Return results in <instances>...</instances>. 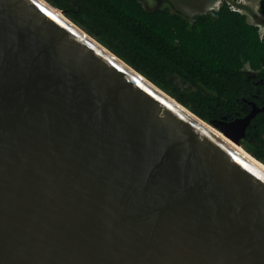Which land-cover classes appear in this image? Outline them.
<instances>
[{"label": "water", "instance_id": "95a60500", "mask_svg": "<svg viewBox=\"0 0 264 264\" xmlns=\"http://www.w3.org/2000/svg\"><path fill=\"white\" fill-rule=\"evenodd\" d=\"M250 105L205 121L46 0H0V264H264Z\"/></svg>", "mask_w": 264, "mask_h": 264}, {"label": "trees", "instance_id": "16d2710c", "mask_svg": "<svg viewBox=\"0 0 264 264\" xmlns=\"http://www.w3.org/2000/svg\"><path fill=\"white\" fill-rule=\"evenodd\" d=\"M110 52L205 121L243 116L264 104V37L226 0L190 19L143 0H46ZM257 10L264 15V0ZM241 146L264 163V112Z\"/></svg>", "mask_w": 264, "mask_h": 264}, {"label": "rangeland", "instance_id": "374dc122", "mask_svg": "<svg viewBox=\"0 0 264 264\" xmlns=\"http://www.w3.org/2000/svg\"><path fill=\"white\" fill-rule=\"evenodd\" d=\"M146 7L168 6L170 9L181 12L190 19L199 12L217 8L222 0H143ZM235 9L244 13L250 23L257 24L259 31L264 33V15L257 10L259 0H226ZM245 104H241L244 109ZM217 127V126H216ZM219 129V127H217ZM216 129V128H215ZM216 129V130H218Z\"/></svg>", "mask_w": 264, "mask_h": 264}, {"label": "bare ground", "instance_id": "6f19581e", "mask_svg": "<svg viewBox=\"0 0 264 264\" xmlns=\"http://www.w3.org/2000/svg\"><path fill=\"white\" fill-rule=\"evenodd\" d=\"M214 128L218 129L217 127H219L218 129V134H220L222 137H224L225 139H230L233 137V132L231 130H227V131H223V126L224 124L223 123H215L212 125ZM217 126V127H216ZM217 132V131H216ZM220 132V133H219ZM261 167H263L264 169V166L262 165Z\"/></svg>", "mask_w": 264, "mask_h": 264}, {"label": "flooded vegetation", "instance_id": "af4514ba", "mask_svg": "<svg viewBox=\"0 0 264 264\" xmlns=\"http://www.w3.org/2000/svg\"><path fill=\"white\" fill-rule=\"evenodd\" d=\"M263 81H264V77H261V78L257 81V83L261 84ZM253 103H254V102H253ZM244 104H245V106H244L243 112H244V114H246V113L249 112V110H250V108H251V105H250V104H247V103H244ZM244 114H243V115H244ZM219 130H220V129H219Z\"/></svg>", "mask_w": 264, "mask_h": 264}, {"label": "built area", "instance_id": "2783aa9c", "mask_svg": "<svg viewBox=\"0 0 264 264\" xmlns=\"http://www.w3.org/2000/svg\"><path fill=\"white\" fill-rule=\"evenodd\" d=\"M229 6L231 7V9L238 10V9H235L234 7H232L231 4H229ZM263 37H264V33L263 32H260V38H263Z\"/></svg>", "mask_w": 264, "mask_h": 264}]
</instances>
